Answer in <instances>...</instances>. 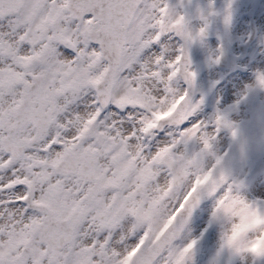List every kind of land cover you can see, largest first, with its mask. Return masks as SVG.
<instances>
[{
    "label": "flooded vegetation",
    "instance_id": "af4514ba",
    "mask_svg": "<svg viewBox=\"0 0 264 264\" xmlns=\"http://www.w3.org/2000/svg\"><path fill=\"white\" fill-rule=\"evenodd\" d=\"M248 1L227 27L231 56L224 61L220 38H204L201 28L226 5L206 12L193 1L196 12L184 10L172 22L169 10L156 12L161 43L174 23L188 30L190 15L209 20L196 38L188 32L185 78L178 74L180 46L173 59L161 52L169 65L160 58L151 64L148 104L126 82L124 73L141 61L136 51L126 59L128 43L109 77V62L90 37L103 23L64 20L63 0H0V264H127L141 242H152L173 220L190 190L210 180L217 186L210 197L232 184L228 206L264 209L257 0L253 40L243 59L233 58L251 33ZM237 15L246 30L234 39Z\"/></svg>",
    "mask_w": 264,
    "mask_h": 264
},
{
    "label": "rangeland",
    "instance_id": "374dc122",
    "mask_svg": "<svg viewBox=\"0 0 264 264\" xmlns=\"http://www.w3.org/2000/svg\"><path fill=\"white\" fill-rule=\"evenodd\" d=\"M193 1H200V8ZM164 2L165 0H143L128 30V46L125 47L126 59L131 58L133 52L136 51L141 61H138L140 65L131 66L129 72L124 73V75L128 85L140 90L146 102L150 99V86L153 84L154 72L150 69L151 64L155 59L160 58L159 65H169V59L167 60L164 55L173 59L180 45L173 33H166L167 39L163 43L160 42L163 34L156 35L153 24L156 12L169 10L171 13L169 20L172 22L175 19H181V13L184 10L189 13L196 12L195 4L199 10L209 12L225 6L228 0H215V2L213 0H171L168 1L171 3L170 9L164 6ZM204 16L202 19L194 15H190L188 18V31L190 30L195 38L201 21L209 20V16L207 17L206 13H204ZM63 17L68 18L67 16ZM190 17H194V19ZM245 20L243 15L235 17L234 39H239L244 34L246 30L243 25ZM256 21L259 32H264V0H257ZM72 27H74L73 24L71 29ZM77 27L81 28L82 26ZM76 41L80 40L76 38ZM166 45L169 48H166ZM195 47L197 48V44H195ZM172 49H175L174 55L170 52ZM199 49L201 50V58L205 54H207V58L210 57L209 46L206 47L204 55V51L201 48ZM150 50L153 54H149ZM161 52L164 53L162 57L160 56ZM62 54H66V52ZM68 56L72 59L70 54ZM87 58L90 60V52H87ZM165 59L166 63H163ZM133 73L135 75H132ZM136 75L138 78L135 77ZM192 179L193 176H190L189 184ZM232 190V184L226 189L224 185L220 193L206 200L200 210L190 219L186 233L180 241L168 248L167 252L157 260L156 264H171L175 262L177 257H180L185 251L186 246H190L198 239L202 244V252L193 264H264V209L262 211L245 210L243 208L237 210L228 206L231 198L227 197V195ZM232 197L235 199L233 195ZM239 230H244V234L237 235L236 232ZM219 232H223V235L218 236ZM244 238L248 239L243 241Z\"/></svg>",
    "mask_w": 264,
    "mask_h": 264
},
{
    "label": "water",
    "instance_id": "95a60500",
    "mask_svg": "<svg viewBox=\"0 0 264 264\" xmlns=\"http://www.w3.org/2000/svg\"><path fill=\"white\" fill-rule=\"evenodd\" d=\"M141 1L142 0H68L67 10L72 16L80 19L85 14H92L97 21H103L106 24L105 31H102L101 35L93 38V41L101 45L102 54L104 58L109 61V77H111L118 66L119 55L126 37L127 27ZM246 4L247 2L245 0H234L222 12L214 14L211 23L206 25L203 29L204 36H217L223 41L222 61L230 58V46L228 42H226L225 37L228 24L233 15ZM249 14L250 19L253 20L252 10H250ZM220 29L223 32L218 34ZM181 30L180 38L183 46L180 56V65L182 66V75L186 76L187 72L185 71V65L189 63L190 50L185 28L182 26ZM250 40L251 39L244 44L245 47L242 48L243 51L246 50V45ZM242 57H244L243 53L237 58ZM193 89L194 80L191 79L188 86V96L185 99L186 102H189ZM209 187L211 186L200 189L190 198L187 201V205L177 212L175 221L167 226L151 245H142L140 250L134 255L130 264H151L160 255L165 246L174 242L190 215L202 202L204 197L213 191L210 190ZM199 253V246L195 245L175 264H186L187 261L193 262Z\"/></svg>",
    "mask_w": 264,
    "mask_h": 264
},
{
    "label": "bare ground",
    "instance_id": "6f19581e",
    "mask_svg": "<svg viewBox=\"0 0 264 264\" xmlns=\"http://www.w3.org/2000/svg\"><path fill=\"white\" fill-rule=\"evenodd\" d=\"M168 48H169V46H168ZM173 49L170 51L171 53H173ZM153 52V51H152ZM151 53V50H150V52H149V54ZM152 54V53H151ZM218 236H221V235H223V232H219L218 234H217Z\"/></svg>",
    "mask_w": 264,
    "mask_h": 264
}]
</instances>
